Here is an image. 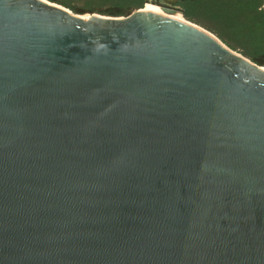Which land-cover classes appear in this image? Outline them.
<instances>
[{
  "label": "water",
  "instance_id": "water-1",
  "mask_svg": "<svg viewBox=\"0 0 264 264\" xmlns=\"http://www.w3.org/2000/svg\"><path fill=\"white\" fill-rule=\"evenodd\" d=\"M177 2L0 0V264H264V66Z\"/></svg>",
  "mask_w": 264,
  "mask_h": 264
},
{
  "label": "trees",
  "instance_id": "trees-1",
  "mask_svg": "<svg viewBox=\"0 0 264 264\" xmlns=\"http://www.w3.org/2000/svg\"><path fill=\"white\" fill-rule=\"evenodd\" d=\"M74 14L128 16L145 0H47ZM185 20L217 36L227 47L264 66V0H184Z\"/></svg>",
  "mask_w": 264,
  "mask_h": 264
},
{
  "label": "bare ground",
  "instance_id": "bare-ground-1",
  "mask_svg": "<svg viewBox=\"0 0 264 264\" xmlns=\"http://www.w3.org/2000/svg\"><path fill=\"white\" fill-rule=\"evenodd\" d=\"M142 11L153 12L161 16L171 17L177 20H182V16L180 13L166 14L157 5H154L151 3H146L144 8H142Z\"/></svg>",
  "mask_w": 264,
  "mask_h": 264
},
{
  "label": "flooded vegetation",
  "instance_id": "flooded-vegetation-1",
  "mask_svg": "<svg viewBox=\"0 0 264 264\" xmlns=\"http://www.w3.org/2000/svg\"><path fill=\"white\" fill-rule=\"evenodd\" d=\"M149 1H155V0H149ZM179 2H182V1L178 0L177 4H178Z\"/></svg>",
  "mask_w": 264,
  "mask_h": 264
},
{
  "label": "rangeland",
  "instance_id": "rangeland-1",
  "mask_svg": "<svg viewBox=\"0 0 264 264\" xmlns=\"http://www.w3.org/2000/svg\"><path fill=\"white\" fill-rule=\"evenodd\" d=\"M145 6V5H144ZM144 8V7H143Z\"/></svg>",
  "mask_w": 264,
  "mask_h": 264
}]
</instances>
